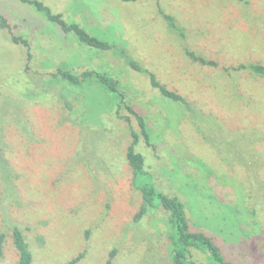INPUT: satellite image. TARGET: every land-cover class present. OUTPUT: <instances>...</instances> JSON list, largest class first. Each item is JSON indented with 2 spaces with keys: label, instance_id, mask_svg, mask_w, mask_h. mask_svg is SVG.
<instances>
[{
  "label": "rangeland",
  "instance_id": "1",
  "mask_svg": "<svg viewBox=\"0 0 264 264\" xmlns=\"http://www.w3.org/2000/svg\"><path fill=\"white\" fill-rule=\"evenodd\" d=\"M37 1L115 52L79 44L33 6L0 0V14L14 35L29 41L32 54L26 71L23 47L0 29V127L14 175L10 195L0 183V264H17L14 227L31 264H66L82 253L75 264H105L114 249L111 264H170L167 214L158 209L132 225L140 192L131 186L125 149L130 132H139L134 117L121 109L130 121L118 119L114 97L94 82L72 87L44 80L60 67L116 79L146 121L151 147L140 138L135 150L156 187L184 204L190 229L211 236L226 260L264 264V77L221 70L264 66V0L245 6L236 0ZM184 48L218 68L190 63ZM119 49L198 114L185 116L186 109L130 70ZM191 259L208 262L195 250Z\"/></svg>",
  "mask_w": 264,
  "mask_h": 264
},
{
  "label": "trees",
  "instance_id": "2",
  "mask_svg": "<svg viewBox=\"0 0 264 264\" xmlns=\"http://www.w3.org/2000/svg\"><path fill=\"white\" fill-rule=\"evenodd\" d=\"M22 4L33 6L42 16L49 22L54 23L64 34H72L79 44L94 48L101 51H113L115 46L103 41L95 36H91L84 28L76 23H67L63 20L61 14H54L51 10L44 6L37 0H19ZM122 2H128L132 0H120ZM240 5H247V0H236ZM162 19L166 22L167 26L173 30L178 31L174 19L169 14L160 10ZM0 29L7 32L10 42L16 46H22L25 51V60L27 71L28 63L31 61L32 54L30 52L31 47L29 41L18 37L13 34L12 27L8 24V20L0 14ZM182 30V29H181ZM182 35V32H179ZM120 55L125 59L126 65L130 70L145 75L148 79L151 88L157 90L161 96L170 101L178 103L182 109H186L184 115L191 114L194 111L190 103L180 94L168 89L166 85L162 84L154 73L147 69H144L136 61L127 55L124 49H119ZM115 52V50H114ZM184 55L188 61L199 67L206 68H218V63L214 60L207 59L200 54L195 53L187 48L183 49ZM222 72L226 75H230L231 72L240 73L246 72L250 75L264 77V66L260 63H241L234 67H223ZM48 75V74H47ZM51 84L58 82H64L72 87H83L91 83L99 85L107 96H113L116 102V116L124 123L130 121L129 116H120L119 110H125L130 116L134 117L139 132H130L131 140L125 149L126 162L131 172V186L140 192V206L137 213L133 216L132 225L141 223V221L149 213L155 210H162L167 214V225L169 227V250L168 258L170 264H197L191 259V250L198 251L206 256L207 264H237L232 261H228L224 258L220 247L214 242V240L202 231H192L189 226V220L186 215V209L184 204L177 197H170L164 192L160 191L155 183L152 175L145 170L144 157L138 153L135 149L139 145L140 138L144 141L145 145L151 147L148 128L144 117H142L136 110H134L126 101V94L120 88V83L110 77L108 74L98 72L94 70L83 71L80 74H74L68 69L56 68L54 73H49L48 78L44 79ZM62 100L63 107L70 111L71 104L65 97L60 98ZM4 104L8 105V101L4 99ZM198 114V113H197ZM193 115V114H192ZM213 119V118H212ZM26 120V119H25ZM25 122V121H24ZM25 124V123H24ZM5 127H0V183L3 185V191L10 195L13 191V179L14 175L11 172L8 163L4 157L3 137ZM24 132L25 127H21ZM5 195V194H4ZM12 239L14 247L17 251L18 260L17 264H31L32 255L28 249V245L25 242L23 234L17 227L13 228ZM4 244V234L0 233V257L2 256V248ZM116 250L114 249L106 261L105 264H111V260L115 257ZM83 257V253L78 257L70 260L66 264H75L80 258Z\"/></svg>",
  "mask_w": 264,
  "mask_h": 264
}]
</instances>
